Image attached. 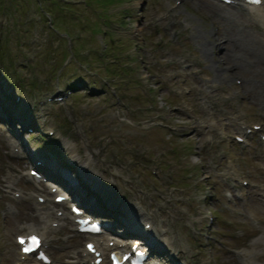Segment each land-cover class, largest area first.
Here are the masks:
<instances>
[{
  "label": "rangeland",
  "instance_id": "1",
  "mask_svg": "<svg viewBox=\"0 0 264 264\" xmlns=\"http://www.w3.org/2000/svg\"><path fill=\"white\" fill-rule=\"evenodd\" d=\"M217 1L0 0V93L18 95L15 106L7 102L12 121L6 125L12 135L45 156L54 169L74 174L84 154L92 155L90 165L100 180L85 172V179L74 174L84 204H106V210L115 208L120 216L133 219L138 216L135 210H124L127 202L116 201L123 190L115 196L109 192L117 190L107 181L112 171L121 176L132 199L142 206L137 210L150 211L163 236H171L169 248L165 245L161 252L163 260L170 255L176 260L181 252L194 263L199 259L204 264H243L237 254L261 237L258 246L253 244L260 263L264 141L255 132L264 133V106L259 103L264 90L257 96V91L244 89L239 83L244 76H256L239 72L229 61L230 53L229 59H222L231 45L224 49L223 40L216 47L211 43L219 41L214 34L225 24L235 32L249 29L251 49L242 48L241 63L249 67L251 62L252 67L257 48L264 53V2L230 14L226 11L233 7L214 5ZM56 85L68 90L63 101L36 102ZM171 104L175 108H167ZM151 118H162L174 129L159 125L161 120L146 126ZM251 122L259 128L247 133L244 142L235 141L231 134H240L238 126ZM26 124L32 128L23 130ZM46 127H53L55 137L68 134L73 145L62 143L61 148L52 136L45 144L36 133ZM4 133L0 126V174L3 167H25L19 157H5ZM224 157L230 158V165ZM151 165L154 172L148 169ZM235 175L248 181L239 185L242 193L233 186ZM89 183L98 190L89 189ZM35 185L47 192L41 181L29 182L26 188ZM29 203L15 201L12 210L0 216V264H11L17 255L11 235L26 230L24 223L39 224ZM60 207L66 210L64 203ZM207 209L212 213L209 223ZM38 228L51 264H70L66 261L73 250L81 258L84 235L73 230L67 217L62 215L58 226ZM175 243L181 251L174 256Z\"/></svg>",
  "mask_w": 264,
  "mask_h": 264
},
{
  "label": "bare ground",
  "instance_id": "2",
  "mask_svg": "<svg viewBox=\"0 0 264 264\" xmlns=\"http://www.w3.org/2000/svg\"><path fill=\"white\" fill-rule=\"evenodd\" d=\"M211 3H212V1H210ZM206 3H208V2H206ZM205 3V5H207ZM214 3H216V2H213V4ZM208 4H210V3H208ZM210 5H212V4H210ZM214 5H217V6H219V7H224V5L221 3V2H217L216 4H214ZM214 5H213V7H214ZM216 7V6H215ZM258 7V6H257ZM217 8V7H216ZM236 10H237V8H235ZM213 9H211V12H213L214 14H215V16L217 15V16H219V13H217L216 11H212ZM230 10H232V11H235L234 9H232V8H228V10L226 11V13H230L229 11ZM210 12V13H211ZM232 13V12H231ZM230 13V14H231ZM236 13V12H235ZM238 13V12H237ZM249 13V12H248ZM255 14V13H254ZM253 14V15H254ZM237 15V14H236ZM229 16V15H228ZM227 16V17H228ZM252 16V15H251ZM226 17V16H225ZM231 17H232V15L231 16H229L228 17V20H227V22L229 21V19H231ZM256 19V18H255ZM229 23V22H228ZM222 25H224V22H223V24ZM226 25V27L224 26L223 27V29H221V30H219L218 32L216 31V34H214L216 37H214V39L215 40H218L219 39V41H213V43H211V44H213V46L214 47H216V45H218L219 43H221V40H223L224 41V46H225V48L224 49H226V47H228V45H231L233 48H229V49H226L225 51H223L222 53V59L224 58V59H226V58H228V56H229V53H230V56H232L230 59H229V61L233 64V66H235L236 67V69L239 71V72H244V73H249V72H251L252 73V75H254V76H256V79H253L252 80V77L249 75V76H244V78H243V81L242 82H239V83H241V85L243 86V88L244 89H246V90H253V91H257V92H255V93H257V96L261 93L262 94V91L264 90V53H263V51L261 50V49H259V48H257V50H258V52L256 53V55L254 56V63H253V65H252V67H250L251 66V62H248V64H250V66L249 67H247L246 65H244L243 63H241L242 62V55L241 54H245V51H243L242 50V48H245V50H249V49H251V48H249V46H250V44L252 43L251 41H252V37H251V35H250V33H251V31L249 30V29H242V30H238L237 28H235L236 29V32L235 31H231V30H229L230 29V25L229 26H227V24H225ZM220 33V34H219ZM242 42H245V43H242ZM253 42H257L256 40L255 41H253ZM241 48V49H240ZM220 77V76H219ZM221 77H222V80H224V75L222 74L221 75ZM263 78V79H262ZM219 80V79H218ZM262 96V95H261ZM263 99L264 98H261V101H263ZM87 153V152H86ZM242 193V192H241ZM61 201H63V200H61ZM46 202H49L48 200L46 201V200H44V201H42V203L40 204V206L38 207V209L39 210H42V211H40V212H37V216L40 218V217H42V219H45L46 221H51V219H53L51 216H49V213H50V206H49V204L48 203H46ZM35 203L37 204V202L35 201ZM262 211H264V209H262ZM64 214V213H63ZM141 220V222H143L144 220H147L145 217L144 218H141L140 219ZM38 222V221H37ZM40 222V221H39ZM36 223V222H35ZM151 227H153L154 228V224H152L151 225ZM27 228H28V230H31V229H33L31 226H27ZM160 227H157V228H155V231L157 232V230L159 229ZM39 229V228H38ZM44 229V228H43ZM40 234H41V232H39ZM43 233V232H42ZM111 234L109 231H106V233L105 234ZM159 232H157V234H158ZM111 235H113V233L111 234ZM100 237H102V235H99ZM115 237H116V239L115 240H113V244L115 245V246H118V247H121L122 249H123V246L121 245V244H119V243H114V242H116V240H118V239H120V238H117V237H119V235L118 234H116L115 235ZM257 238V237H256ZM89 239H90V237H89ZM94 239H96V237L94 238ZM261 238L260 237H258V242L259 241H261L260 240ZM96 241H97V239H96ZM95 241V242H96ZM256 241V242H257ZM97 244V243H96ZM257 244V243H256ZM259 244H257V246H258ZM263 245V244H262ZM256 246V247H257ZM99 247H100V249H102L103 247H105V245L103 244V245H101V244H99ZM260 248V247H259ZM259 250V249H258ZM255 252V247H253V244H252V246H250V248L249 249H247V250H242L241 251V257L240 258H242V261L244 260V264H256V262L254 261L256 258V256L255 257H253V256H248V254H250L251 252ZM83 253V252H82ZM244 254H246L245 255V257H244ZM257 255V254H256ZM26 256H28V255H26ZM83 257H85V264H89V263H87L88 262V258H90L91 257V255H89V253H87V252H85V253H83V255H82ZM254 262V263H253Z\"/></svg>",
  "mask_w": 264,
  "mask_h": 264
},
{
  "label": "snow or ice",
  "instance_id": "3",
  "mask_svg": "<svg viewBox=\"0 0 264 264\" xmlns=\"http://www.w3.org/2000/svg\"><path fill=\"white\" fill-rule=\"evenodd\" d=\"M30 240H31V246H29V247H27V248H24V251H26V252H28V251H32L33 248L38 247L39 244H40V241H39V239H38L36 236H32V237H30ZM21 243L23 244L24 241L21 240ZM89 247H91V246H89Z\"/></svg>",
  "mask_w": 264,
  "mask_h": 264
}]
</instances>
